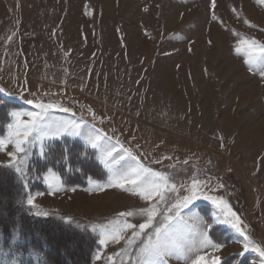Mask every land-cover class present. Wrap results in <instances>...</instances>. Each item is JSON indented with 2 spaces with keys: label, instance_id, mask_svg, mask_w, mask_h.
Segmentation results:
<instances>
[{
  "label": "rangeland",
  "instance_id": "obj_1",
  "mask_svg": "<svg viewBox=\"0 0 264 264\" xmlns=\"http://www.w3.org/2000/svg\"><path fill=\"white\" fill-rule=\"evenodd\" d=\"M245 40L256 41L257 48L264 45L261 0H215V7L213 0H0V104L10 107L8 121L0 122V139L10 138L12 113L39 111L37 102L57 106L50 110L52 120L85 122L79 136L34 139L17 160L9 155L15 152L14 139L0 150V166L22 180V206L96 238L89 264H139L146 236L133 237V232L146 220L140 210L158 205V223L198 179L201 197L180 209L187 240L197 239L207 222L211 240L224 245L201 253L209 264L216 256L222 264H264L252 250L264 248V76L256 66L250 71L245 55L236 52L247 47ZM100 134L107 138L101 141L105 146L118 140L144 166L166 173L176 191L161 202L119 188L98 189L111 175L101 149L89 140ZM64 141L92 153L104 177L87 176L86 185L72 187L58 168L49 165L41 172L30 165L34 158L48 160L52 144ZM69 154L61 151L58 165H67ZM49 170L59 175L58 182L46 180ZM4 185L2 213L10 199ZM30 196L35 207L27 204ZM215 200L226 202L239 217L251 241L248 251L244 236L219 222L230 217L225 204ZM129 211L132 216L120 215ZM126 223L137 227L128 229ZM7 226L8 231H0V264L16 259L20 264H69L78 249H87L78 238L54 241L60 256L49 258L51 246L35 241L41 229L26 234L19 218ZM112 232L124 238L114 242ZM59 234L65 233L56 230L52 236ZM168 264L185 261L170 258Z\"/></svg>",
  "mask_w": 264,
  "mask_h": 264
},
{
  "label": "snow or ice",
  "instance_id": "obj_2",
  "mask_svg": "<svg viewBox=\"0 0 264 264\" xmlns=\"http://www.w3.org/2000/svg\"><path fill=\"white\" fill-rule=\"evenodd\" d=\"M261 2H264V0H261ZM213 7H215V0H213ZM242 43L246 44L247 47H237L236 52L245 55V62L249 65L250 71L253 66H256L260 69V75L264 76V45H260L257 48V42L254 40L251 43L247 40L242 41ZM32 102L33 101H28V103ZM35 107L39 109V111L27 113L13 112L12 116L15 118V123L9 125V128L12 129L10 138L8 140L0 139V150H4L6 145L13 142L14 139L15 152L9 153L13 160L19 159V153H24L26 155L27 148L25 145H31L34 139L55 138L64 134L73 136L82 134L85 125L82 119L80 121L74 119L52 120L49 113L51 109L57 107L56 105L37 102ZM61 110L65 112L69 111L67 108H61ZM22 116H28L30 119L27 121L21 120L20 118ZM92 116L93 119L96 118L95 113H92ZM30 137L32 140H30ZM106 139L104 134L95 135L94 137L89 136L91 146L101 149L103 163L111 173L106 184H97L98 189L106 187L119 188L125 192H134L145 200H151L156 197L161 202L166 201L167 192L176 191V185L170 182V178L166 173L155 171L150 167L144 166L139 159L133 155L131 150L124 148L118 140L116 145L105 146L101 141ZM117 145H119V152H117ZM40 152L43 156L45 148L42 143ZM114 153L117 155H113ZM121 161H125V164L121 165ZM156 162L159 163V161ZM9 166H14L17 173L23 172L22 167L18 164H10ZM59 179L57 173L49 170L46 180L50 184L54 181L58 182ZM200 187L201 182L198 179H193L190 186L187 188V195L178 197L176 202L167 209L170 214L164 216L163 220L158 223H154L157 216L161 215L158 210V205L152 204L148 208L140 210V214L144 215L146 220L139 224L138 232H133V237H137L141 234L146 236V239L142 241V247L139 249L142 257L139 264H168L170 258L183 259L185 264H209L205 255L201 253L209 248L214 251H220L224 247L223 244L214 243L211 240L207 231L211 225L207 222H203V229L199 233L197 239L189 241L185 236L184 221L180 216V209L187 207L192 201L201 197L202 193ZM72 191H75V189H72ZM204 198L213 199L209 196H204ZM214 202L225 204L227 209L226 215L230 217V219H221L219 222L229 224L232 228L239 231L241 235L244 236V250L248 251L251 241L247 235H244L237 214L231 210V207L228 206L226 202L222 200H215ZM27 204L35 207L34 198L30 196L27 199ZM34 214L47 215V213L41 212H35ZM120 215L132 216L133 212L120 213ZM65 219L66 222H71L70 217ZM125 227L134 229L137 226L132 223H126ZM147 229H152L151 234L146 232ZM93 231H95V229H93ZM121 231H123V229H121ZM18 234L19 233H17V235ZM108 235H111L114 242H119L120 239L124 238L116 232L109 233ZM105 239H107V236ZM104 242L105 240L101 241V243ZM133 242V239L128 240L129 244ZM13 243H15V240ZM252 250L257 251L259 255L264 258V248H260L259 245H257ZM97 258L99 259V257ZM13 264H20V261L16 259ZM212 264H222L221 258L216 256L212 260Z\"/></svg>",
  "mask_w": 264,
  "mask_h": 264
},
{
  "label": "trees",
  "instance_id": "obj_3",
  "mask_svg": "<svg viewBox=\"0 0 264 264\" xmlns=\"http://www.w3.org/2000/svg\"><path fill=\"white\" fill-rule=\"evenodd\" d=\"M9 109L10 107L6 106L4 102L0 104V122L8 121L5 120V118L7 110ZM82 147L83 146L79 143L74 142H55L52 144L51 149H49H53V153L51 156L47 157L48 160L44 161L34 158L30 165L34 166L37 171L41 172L46 171L49 165H51L58 168L67 185L84 186L87 184V176L102 178L104 177V174L102 169L100 168V165L96 163V160L94 159L92 153H90L89 151H85ZM63 150L68 151L71 154L67 156V165H58L59 162H62V159H59L57 157ZM48 154H50V152L47 153V155ZM2 183L5 184L3 189L8 192V195L10 194V197L8 196V199H10L8 203L9 206H7L8 208L5 209V206H2L5 209H3V212L5 211V213L0 212V229H3L0 231H8L9 226L7 225L10 222H13L15 218H19L25 223L26 234L33 233L32 230L41 229V234L39 238L35 239V241L42 240L49 244V246H51V248H49V258L52 257V255H54L56 258L60 256L58 251L59 248H54V246L52 245L54 241L62 242L70 240L73 243V239L78 238L81 244L84 245L85 243L87 249L84 252H81V249H78L80 252L79 256L74 260H67L66 263L73 264L72 261H75L76 264L90 263V261L93 259L94 251L97 249V243L95 242L96 238L94 239L91 234L87 235L81 232H77L73 230V228L69 225L65 226L61 222L50 220L48 218L43 219V217L41 218L40 216L29 212L22 206V203L18 197V192L21 190L20 186H22V180L17 177V174L13 170L0 166V184ZM56 230H63L65 234H59V236L57 235L56 237L52 236V233H54V231ZM66 233H68L69 235ZM67 255L69 254L65 253V257H68ZM66 259L68 258H65V260ZM53 263L59 264L60 262L53 261Z\"/></svg>",
  "mask_w": 264,
  "mask_h": 264
}]
</instances>
